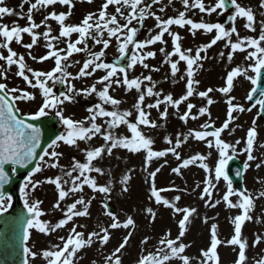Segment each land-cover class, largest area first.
<instances>
[{"label": "snow or ice", "instance_id": "snow-or-ice-1", "mask_svg": "<svg viewBox=\"0 0 264 264\" xmlns=\"http://www.w3.org/2000/svg\"><path fill=\"white\" fill-rule=\"evenodd\" d=\"M86 2L92 3L93 0H86ZM4 3L5 0H0V21L6 16L17 15L15 9L3 6ZM23 3H29V0H23ZM160 3L161 0H151L150 3L147 0H103L98 11L87 13L79 24H71L66 23V21L72 15V9L75 6L73 0H35V2L30 3L26 14L21 12L18 16L19 19H24L26 15V26H21L15 22L11 24L0 23V49L7 53L0 51V80L5 81L0 82V215L13 207V197L7 193L5 188L12 179L10 173L15 174L18 168L27 169L33 161H38L27 173L23 186L19 189L24 198L23 207L28 214L27 218L20 215L15 220L23 232V264H35L38 257L44 261V264H77L78 253L83 248L90 247L94 241H99L101 245L106 246L111 239L110 230L125 229L128 231L122 241L114 251L104 257L105 264H122L123 250L129 245V241L133 238V230L136 228V222L132 216H128L124 222H121L117 214L109 208L108 203H104L103 207L107 216L111 218V222L99 231L88 232L86 236L85 231L78 230L84 229L86 226L76 224L74 218L89 216V209L95 197L86 198V194L79 195L66 209L61 208V202L70 196L75 197L76 194L83 193L85 186L93 192L102 193L105 196L110 194L112 191L110 184L98 183L97 176L105 174L104 168L98 164L106 156L112 157L114 151L119 149L131 153L143 151L146 167H150L154 159L167 157L171 153L179 162L176 167L171 169L176 175H181L182 169H187L199 162V167L206 172V178L202 188L200 184L195 187L201 189L199 198L205 201V207L215 208L224 202L229 208L240 210V214L234 217V234L226 242L218 237V226L216 224L211 226L210 246L201 251L200 255L203 258L201 264H220L218 247L222 244L238 247L235 264H247L246 250L249 244L242 235V228L246 221L252 219L250 213L255 206L254 200L264 197V191L259 194V197H254L246 188L237 190L233 187L228 165L236 156V145L241 144V141L236 140L234 143H228L221 137L225 132L231 135L235 131L234 128H230V124L237 119L233 113L251 112L253 108L259 106L258 115H264V87H262V82H264V19L259 21L258 28L254 10L251 7L242 6L238 0H213V3L208 5L204 0H191V2L190 0H182L184 10L167 18L153 11V5ZM167 3L170 5L173 0H167ZM56 5L66 6L68 11L57 12L52 10L46 14L41 13L43 18L39 23L34 20V11L55 9ZM109 6L115 8L114 13L108 12ZM258 6L264 9V0H260ZM193 10H198L199 13L207 15L213 13L218 16L227 14L231 27L221 22H205L203 19L197 22L188 16V13ZM159 12H165V7H161ZM149 18L155 21L154 29H150L148 37L141 40L138 38L139 32ZM238 18L245 20L243 27L247 31L254 34L258 32V35L241 37L235 23ZM49 21L58 24L59 32L57 35H53ZM173 26L181 29L187 27L193 37L199 30L215 34L209 42L200 45L194 51L191 47H182L183 37L179 32L172 30ZM41 28L46 30L39 32L38 30ZM153 31H155V35L151 34ZM24 34L29 36L31 42H23ZM74 34L75 39H73ZM166 34L171 39V51L167 50ZM233 36L236 38L235 41L232 39ZM41 38L46 42L44 45L45 54L37 57L32 54V49L37 46V42ZM90 41L94 46H101L100 50H91ZM220 41H224V47L229 49L228 61H232L237 52L246 53L244 59L247 67L236 66L228 72L224 87L197 91L200 81L195 79L196 71L202 68V62L208 59L207 51ZM113 42L117 47L118 57L113 62H107L106 50ZM14 43L27 50L29 59L37 63L52 60L53 67L47 71L31 68L27 64L25 54L14 50L12 46ZM61 43H63V47L60 46ZM158 43L162 45L159 48L163 57L162 64L169 66L171 77L175 78L180 73L179 65L181 62L185 64L184 74L180 76L181 80H185V94L179 98H174L171 93L165 94L162 90H158L151 74L146 75L141 72L139 75L130 76V72L138 65L148 70L149 73L160 71V68L152 67L146 62L156 58L157 52L147 49ZM82 52L87 53V57L78 73L73 75L68 71L72 66L69 60L74 54ZM219 55L224 57L225 53L222 51ZM125 61L126 63H124ZM76 63H80V61H76ZM13 66L17 67L16 76L24 81L26 87H9L6 82L8 69ZM98 71L103 72V75L90 86L78 90L74 84L69 83V80L94 77ZM241 76L245 77L251 85L246 99L253 101L258 94V98L247 109L242 104L234 103L236 98L230 95L234 87V80ZM49 82H51V86H49ZM56 84L67 85V91L57 93L55 91ZM116 88H124L127 92L136 91L137 99L131 109L120 110L119 106L123 101L110 94V90L114 91ZM29 89L33 91H29ZM35 90L40 92L41 105L34 112H22L19 104L35 101ZM213 91H218L228 97L226 100L228 105L227 118L219 127L211 119V112L209 111L211 105L215 103L209 97ZM93 94L98 97L100 102L87 108L89 115L85 119L76 120L71 116H65L62 107L65 102L74 101L76 96H92ZM194 96L205 100L206 106L197 108L196 104L189 102L179 119L185 124L189 120L195 121L201 117H207L208 121L201 124L199 130L190 129L187 135L177 134L175 138L167 137L166 143L170 146L165 150H154V140L145 135L142 126L156 129L163 125H159L156 120L150 118L151 110H157L159 119L166 121L169 116V107L178 110L181 104ZM146 98H155V101L146 104ZM109 105L111 110L106 107ZM162 105H167V107H163L161 110ZM193 109H197L195 113H193ZM51 110H56L55 115L59 117L60 122L65 127V133L57 135L46 147L42 148V129L33 121H39L42 117L47 116ZM134 111L136 113L135 118L130 119L133 117ZM98 120L101 122L98 123ZM255 123L254 119L253 127L247 131L243 147V152L247 154V161L249 162L257 159L253 154L258 135ZM122 125L131 133L130 136H119L113 131ZM94 138H100L104 143L82 149L84 160L80 161L73 157L70 170L65 171L60 164L63 156V153L59 151L61 142L79 149L78 141H92ZM189 138L206 142L209 149H216L218 161L214 170L209 168L205 162L211 155L210 152L207 155L197 153L188 158H182L178 150L187 143ZM260 147L264 148V145H260ZM38 149L42 151V154L38 153ZM165 163L167 162L165 161ZM164 166L162 164L154 171L149 172L151 180L149 198L155 204L170 208L175 214L181 215L182 218L177 222L178 235L171 238V230H167L159 239V247H156L155 251H146L145 254L139 256L137 264H192L190 257L185 254L189 245L183 243L182 238L188 230L190 218L197 212V209L195 207H179L181 195H176L171 200L162 195V193L181 191L175 187L158 188L156 186V175ZM261 166V163L255 164L257 169ZM45 167L60 169L63 175L46 177L42 181L34 180L33 177L37 173L44 172ZM249 167L250 164L245 163L244 168L248 169ZM73 173H77V175L73 177ZM239 174L238 171L237 175ZM64 176L73 177L71 187L67 190L64 186L68 184V181L64 179ZM130 178V173H126L121 181L125 192L128 190L126 185ZM221 179L227 183L226 191L221 199L213 200V193L218 191L217 185ZM42 183L52 184L58 190V199L53 208L60 210L63 218L55 224L42 219L46 215L41 208L43 201L30 199L31 193H34ZM232 197L237 198L236 202H233ZM145 211L150 222L154 223L156 213L150 207L146 208ZM204 222L207 223V217L204 218ZM70 223L72 227L68 229L67 236L59 237L60 243L53 244L42 251L29 246L33 232L50 235L57 230L65 229ZM148 242L149 237L147 236L141 240V243L145 245ZM261 242L262 237L257 235L254 237L252 246ZM257 264H264V260L257 261Z\"/></svg>", "mask_w": 264, "mask_h": 264}, {"label": "rangeland", "instance_id": "rangeland-1", "mask_svg": "<svg viewBox=\"0 0 264 264\" xmlns=\"http://www.w3.org/2000/svg\"><path fill=\"white\" fill-rule=\"evenodd\" d=\"M254 0H238L242 6L252 7ZM35 2V0H29V3H23V0H5L3 6L9 7L10 9H15L17 15L6 16L0 23L11 24L13 22L20 24L21 26L27 25V18L25 15L24 19H19L18 16L21 12L27 13L30 3ZM151 2V0H147ZM191 2V0H190ZM206 5L213 3V0H204ZM249 2H253L252 5H249ZM23 7L21 8V4ZM74 8L72 9V15L66 23L79 24L81 19L89 12H96L100 9L103 0H93L92 3L86 2V0H73ZM161 7H165V12H159ZM257 9V8H256ZM254 10L255 14L258 13L257 10ZM52 10L59 11H68V8L63 5H56L55 9L48 8L42 9L40 12H33L34 20L39 23L42 20L41 13H47ZM184 10L182 5V0H173L172 4H168L167 0H161L160 4L153 5V11L158 15H161L164 18L168 16L177 15L179 11ZM109 13H114L115 8L109 6ZM188 16L194 19L195 21H200L203 19L205 22H221L227 23L228 27H231L229 17L227 14L218 16L213 13L212 15L199 13L198 10H193L188 13ZM257 27L259 28V21L264 19V9L261 13L257 15ZM228 19V22H227ZM123 23V21H121ZM51 28L53 30V35H57L59 32V26L56 22L49 21ZM135 23V22H134ZM240 33L241 37L258 35L247 31L243 24L245 23L244 19L238 18L235 22ZM155 21L152 18H149L145 21L144 27L140 30L138 38L143 40L148 37L149 30L154 29ZM46 29L41 28L38 31L43 32ZM173 31L179 32L183 37L181 43L184 48H193L195 49L200 45L207 43L211 40L215 33H205L203 30L197 31L196 35L193 37L187 27L184 29L177 28L173 26ZM155 35V31L151 33ZM75 39V34L73 36ZM233 41H235V36H233ZM165 40L168 41L167 50H172L171 39L165 35ZM24 43H29L30 38L27 34H24L23 37ZM45 41L41 38L37 42V46L32 49V54L39 57L45 54ZM14 50L19 53L25 54L27 64L35 69L41 71L50 70L53 67V61L48 60L43 63H37L27 56V50L24 49L21 45L13 44ZM63 47V43L60 44ZM89 47L93 51H99L101 46L93 45L89 42ZM162 47L159 43L152 46L150 49L156 51L157 55L155 59H149L146 61L152 67L160 68L159 72H151L143 69L139 65L130 72V76L139 75L141 72L144 74H151L153 81L157 84L158 90H162L165 94L171 93L174 98H179L181 95L185 94V80H181L180 76L184 74L185 64L181 62L179 67L181 69L180 73L177 74L175 78L171 77L169 66L167 64H162V55L159 52V48ZM0 51H5L0 49ZM224 52V57H215L220 52ZM229 49L224 47V41L218 42L215 46L209 49L206 53L208 59L204 60L203 67L197 69L195 79L199 80L200 83L197 86V91H204L207 88L218 89L225 86V80L228 72H230L236 66L247 67V63L244 59L246 53L237 52L232 61L227 60V54ZM5 54L6 51H5ZM205 55V53H202ZM87 57V53H78L74 54L69 62L71 67L68 69L73 75H76L82 66L84 59ZM118 57L117 47L115 43L106 50V59L107 62H113L114 59ZM220 58V59H218ZM130 59V53H129ZM175 59V58H173ZM80 61V63H76ZM126 63V61L124 62ZM17 67L13 66L8 69V79L7 83L9 87H26L24 81L16 76ZM103 72H98L96 77L91 78H80L79 80H69V83L74 84L76 89H81L87 86H90L92 83L98 79ZM252 75V73H249ZM0 82H5L0 80ZM51 86V82H49ZM60 84L55 85V91L59 93ZM100 86L98 85V88ZM251 89L250 82L243 76L238 77L234 80V87L230 95L234 96L236 100L234 103L242 104L246 109L251 107V103L248 102L246 96ZM29 91H33L29 89ZM36 91V100L27 103H20L19 107L22 112L30 113L38 109L42 103V97L39 90ZM62 91H67V85L62 88ZM110 94H113L115 98L123 101L119 106L120 110L131 109L133 104L137 99V93L135 90L127 92L124 88H116L114 91L110 90ZM209 97L215 101L209 108L211 112V119L216 122V126L219 127L224 120L227 118V108L226 104L227 96L224 94L213 91L209 94ZM97 96L93 94L92 96H76L75 100L72 102H65L62 106L65 116H71L76 120L85 119L89 113L87 108L92 106L95 103L100 102L96 100ZM155 98H146L145 103H154ZM193 103L197 105V108L201 106H206V101L201 100L198 96L190 98L189 101L180 105V108L173 109L168 108L169 116L166 121L160 120L158 117L157 110H151V119L156 120L159 125L156 129L145 128L142 126V131L146 136L151 137L154 140V150H165L168 145L166 143V138L171 136L175 138L177 134L187 135L190 129H200V125L207 122V117H201L195 121L189 120L187 124L179 119V116L183 114L186 110L187 103ZM111 110V106H106ZM167 107V105H162ZM197 109H193V113ZM56 110L49 111V114L46 117H52L55 115ZM259 106L253 108L251 112L245 111L243 113H233L237 117L230 124V128H234L235 131L229 135L227 132L222 134V139L228 143H234L236 140H240L241 144L236 145L237 154L234 158H237L241 161L243 165L249 163L250 167L245 169L243 183L240 187L233 184V187L237 190L247 189L248 192L252 193L254 197H259V194L264 191V148H261L260 145H264V122L260 120L258 115ZM135 111L133 112V117L135 118ZM56 126L58 135L65 133V127L60 122L59 117H56ZM255 119V127L257 128V138L254 144V155L257 157L255 161H247V154L243 152L244 142L246 140L247 131L253 127V120ZM101 122L98 120V123ZM211 130V129H210ZM119 136H130L131 133L127 130L125 126H120L118 129L113 130ZM211 139V138H210ZM103 142L100 138H94L92 141H78L79 149L75 146H68L61 142L59 151L63 153V156L60 160V164L63 166L65 171L70 170L73 157L77 160L83 161L84 156L81 151L85 147L99 146ZM182 158H188L191 155L201 153L207 155L208 159L205 161L209 168L214 170V166L218 161V152L215 148L209 149L206 145V142L196 141L192 138H189L187 143H185L181 149H179ZM217 153V154H216ZM217 156V158L215 157ZM47 159V158H46ZM165 161L167 163H165ZM179 162L175 159V156L171 153L167 157H162L154 159L150 167L145 165V153L142 151L140 153H131L124 149L115 150L112 157H105L102 161L99 162L98 166H101L105 170L103 176H97L99 184H110L112 191L110 194L105 196V194L93 192L90 188L85 186L84 192L81 194H76L75 197L70 196L61 202V208L66 209L69 204L73 202L74 198H78L79 195L86 194V198L95 197L92 201V204L89 209V216L77 218L79 221H82V224L86 228L78 229L85 231L87 236L88 232L99 231L103 227H107L111 222V218L107 216L106 210L104 209V203H108L111 210L117 214L118 219L121 222H124L128 216H132L136 222V228L133 230V238L129 241V245L126 246L123 250V255L121 257L122 264H137L138 257L145 254L146 251H155L156 247H159V239L162 238L163 234L167 230H171V238H175L178 235V221L182 218L181 215L175 214L172 209L164 207L162 205H157L153 200L149 198L150 195V177L149 172L154 171L160 165L164 164L165 166L161 168L160 172L157 173L155 178V183L158 188L165 187H175L181 189L179 192H168L162 193L165 198L172 199L176 195H181V200L179 201V207H195L197 212L190 218L188 224V230L185 236L182 238V242L189 245L186 249V255L190 257L192 264H201L202 256L200 255L201 251L207 249L210 246L211 240V226L216 224L217 235L222 241H227L234 234V217L240 214V210L237 208H229L224 202H221L215 208L205 207V201L201 200L200 192L201 189L196 188L197 184L203 187V182L206 178V172L201 167H199V162L196 165L190 166L187 169H182L181 175H176L171 171L173 167H176ZM256 163H261V167L257 169L255 167ZM126 173H130L131 178L127 181V191H123V185L121 183L123 176ZM57 175H63V172L60 169H44V172L37 173L33 179L34 180H44L46 177H55ZM77 173H73V177ZM95 175V174H94ZM26 175L20 176L19 183L16 184L15 188L11 192L13 199L12 202H16L21 208L24 209L23 203L24 198L21 195L19 189L23 186V181ZM73 177L64 176V179L68 181V184L65 185V190L71 187V181ZM218 191H214L213 200L221 199L223 193L226 191L227 183L221 179L218 182ZM30 199H39L43 201L41 205L42 210L45 211L46 215L42 217L47 221L55 224L59 219L63 218V214L60 210L54 209L53 205L57 202L58 199V190L52 184L42 183L38 189L31 193ZM233 202H236V197L231 198ZM254 209L251 211L250 215L252 219L246 221L242 228V235L247 239L249 247L246 250V256L248 257L247 264H257V261L264 260V197L257 198L254 200ZM79 207V206H78ZM152 208L156 213L155 222H150V219L146 213V208ZM24 217L27 218V211L24 209ZM207 217V223L204 222V218ZM58 231V230H57ZM128 230L118 229L110 230L111 239L110 242L104 246L99 243V241H94L90 247L83 248L78 253L77 264H105L104 257L109 255L111 251L119 245L122 241V238L127 234ZM63 236H67L62 234ZM56 232L50 235L40 234L38 232H33L32 239L29 241V246L33 247L35 250H45L51 245L60 243L59 237L62 236ZM257 235L262 237V242L258 245L252 246L254 237ZM138 236L137 240L134 242L135 237ZM149 237V242L147 245L142 244L141 240L145 237ZM238 247L235 246H226L222 244L218 247V254L220 257V264H235L237 259ZM35 264H44V261L41 258H37Z\"/></svg>", "mask_w": 264, "mask_h": 264}, {"label": "bare ground", "instance_id": "bare-ground-1", "mask_svg": "<svg viewBox=\"0 0 264 264\" xmlns=\"http://www.w3.org/2000/svg\"><path fill=\"white\" fill-rule=\"evenodd\" d=\"M252 3H253V2H249V4H251V5H252ZM215 57H221V56H220L219 54H217ZM218 59H220V58H218ZM98 72H99V71H98ZM98 72L95 74L94 77L97 76ZM82 78H91V77H82ZM96 100H99L98 97L96 98ZM216 154H217V153H216ZM215 157L217 158V156H215ZM75 223H76V224H77V223L82 224V221H81V220L79 221L78 219H75ZM70 224H71V223H70ZM67 226H68V225H67ZM67 226H66L65 229H60V230L57 231L56 233L59 234V235H62V234L67 235L68 229H70V228L72 227V225H71L69 228H67ZM137 238H138V236L135 237L134 242L137 240ZM129 264H130V263H129Z\"/></svg>", "mask_w": 264, "mask_h": 264}, {"label": "water", "instance_id": "water-1", "mask_svg": "<svg viewBox=\"0 0 264 264\" xmlns=\"http://www.w3.org/2000/svg\"><path fill=\"white\" fill-rule=\"evenodd\" d=\"M262 87H264V85H262ZM44 127V126H43ZM49 132H47V134H45V137H46V139H45V141H44V145H45V143L50 139V137L52 136V134H49ZM8 190V188H6V191Z\"/></svg>", "mask_w": 264, "mask_h": 264}]
</instances>
